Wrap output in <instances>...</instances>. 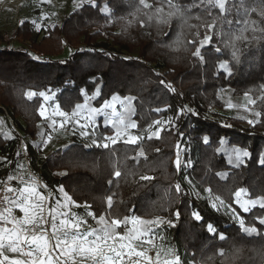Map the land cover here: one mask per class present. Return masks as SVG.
<instances>
[{"label":"trees","instance_id":"obj_1","mask_svg":"<svg viewBox=\"0 0 264 264\" xmlns=\"http://www.w3.org/2000/svg\"><path fill=\"white\" fill-rule=\"evenodd\" d=\"M146 3L152 7L88 0L60 23L36 30L24 20L10 34L0 31V184L22 147L42 183L63 189L86 227L98 226L88 212L119 219L117 233L164 242L181 264H264V208L241 209L264 197V3L245 0V12L228 0L222 14L207 0H173L182 14L171 15L167 0ZM50 95L67 115L77 105L102 109L86 136L52 135L40 115ZM114 97L115 112L136 127L124 128L103 107ZM117 133V143L106 139ZM175 151L184 156L179 170ZM215 197L223 205L213 208ZM239 219L258 234L244 232ZM149 221L156 223H142Z\"/></svg>","mask_w":264,"mask_h":264},{"label":"snow or ice","instance_id":"obj_2","mask_svg":"<svg viewBox=\"0 0 264 264\" xmlns=\"http://www.w3.org/2000/svg\"><path fill=\"white\" fill-rule=\"evenodd\" d=\"M201 2L203 3L204 0H201ZM167 3L170 8L175 9V13H170V15L182 14L179 7L173 3V0H167ZM207 3L212 5V7H218L222 14L228 11V8H226L228 0H207ZM261 3H264V0H261ZM139 4L145 8L152 7V5L146 3V0H139ZM239 8L248 12V9L245 8V0H239ZM252 10L255 11V9ZM156 11L162 13L163 8H157ZM149 19H151V17ZM237 22L239 23L240 21ZM227 23L231 24L232 22L227 21ZM244 23H247V21H244ZM254 23L255 22H253V24ZM214 26L215 23L208 25V28L212 29ZM210 39L211 37H205V40ZM201 47H203V43ZM217 51H219V49H217ZM194 55L203 59L199 48H197ZM233 56L235 57V53H233ZM161 83L164 82L161 81ZM34 95H36V93L31 91L27 93L29 98ZM41 95L43 94L41 93ZM113 99H115V97ZM128 102L130 104L131 100L129 99ZM81 107V105H77L78 109ZM103 107H112V105L106 102ZM101 111L102 109H90L89 115L85 118L91 122L93 115L99 114ZM104 114L108 116L107 113ZM41 115H43V112H41ZM61 115L66 114L61 113ZM113 115H118L120 117L118 123L123 125L124 128L136 127L134 123H128L124 120V113H116L115 110H113ZM257 115H259V113H257ZM116 123L117 121H113V126H115ZM249 123L253 122L249 121ZM106 139L110 140L112 144L117 143L116 139ZM137 139L138 137H130L126 142L134 144ZM205 142H207L206 139ZM92 143L104 148L109 146L107 142L98 145L97 142L93 140ZM234 151L237 152L238 156L240 155L238 149ZM138 155H143V152L141 151ZM242 155L247 156L248 153L243 152ZM239 162L238 160V164ZM175 163L179 170L181 166L179 155H177ZM260 163L264 165V158L261 159ZM114 175L120 177L121 173L117 170ZM9 179H11V177ZM141 179L150 180L152 178L142 176ZM175 187L177 192L181 191V186L179 184ZM7 191L17 193V198L11 200L9 197L5 196V203L19 207L26 215L23 219H17L15 216L11 215V208H6L4 211L0 212V264H6V262L7 264H181L180 257L171 249L164 252V256L168 258L163 260L160 258V251H157L155 260L147 256L144 250H138L137 247H134L131 243L133 239H139V237L127 234L121 235L115 231L122 223L119 219L113 218L109 222L105 216L101 215L97 219L91 212H88V215L96 220L98 226L94 228L89 226L84 230H81L82 225L87 224L84 217L75 215L70 217L69 214L62 213L59 223H57L56 215H52L50 212V215H52V235L49 237L47 235V230L42 226V224L46 222L43 220L42 216L28 217V209L30 207H39L38 203H29V201L34 200L38 195L37 189L34 186L26 184L22 189L9 188ZM206 191L211 193V189H206ZM244 192V189H240L235 193V196L238 198L237 202H239V197ZM65 198L70 200L66 194ZM41 199H43V197H41ZM217 201L221 205L224 203L219 197H215L212 203L213 208L217 207ZM257 203H259L260 207L264 208V197L257 198L256 200H247L241 204V207L244 211H248L249 206L255 207ZM107 204L109 208L112 207L111 196L107 198ZM5 213H7V215H5ZM177 216H179L178 212ZM193 216L198 221L202 219L198 212H194ZM127 219L128 218H125V221H127ZM142 223H156V221ZM239 223L244 232L258 234V230L255 227L245 226L243 219H239ZM260 223L264 224V218H260ZM9 224L11 227L6 226ZM26 225H31V231L33 232H35L36 229H40L39 233L28 235L29 229ZM208 232L215 233L213 225H208ZM220 239H224L223 234L220 235ZM53 240L55 241L54 244L52 243ZM124 241L128 242L125 243ZM7 253L15 254V256L9 257ZM133 257H135V259H133Z\"/></svg>","mask_w":264,"mask_h":264},{"label":"rangeland","instance_id":"obj_3","mask_svg":"<svg viewBox=\"0 0 264 264\" xmlns=\"http://www.w3.org/2000/svg\"><path fill=\"white\" fill-rule=\"evenodd\" d=\"M87 1L88 0H0V31L10 34L12 30L18 27L24 20L32 22L36 30H38L41 26L43 27V25L45 26L46 23H60L66 16H68L69 12L73 11L75 8L81 6L82 3ZM68 55L69 51L66 49L62 54L58 55L57 58L65 59ZM113 100L112 107H110L112 113L117 102L121 103L119 98L115 97ZM42 103L40 115L41 112H43L41 117H44L49 121L50 127L53 131L52 135L57 133L68 135L72 133V131H77L82 136H86L88 133L87 127L93 123V118L91 122L85 118L89 115V110L91 108L84 105L85 107H81L77 109V112H74L75 115L74 113H71V115H61L63 112L59 109L57 103L53 102L51 95L43 97ZM112 119L113 117H111L110 122ZM124 133L125 135L128 134L126 132H122V135H124ZM120 137L121 133H117L112 138L118 139ZM47 141L48 140H46L45 143H47ZM19 153L23 155V157L15 159V165L10 167L8 177H13L14 179L15 177H20V179L22 178L21 182L17 184L18 186L15 184L17 187L15 186L13 189H22L26 184L34 186L37 189L38 195L34 198V200L29 201V203H38L39 207H30L28 209V217L32 218L33 216H42L43 220L46 221L44 224H47V235L51 236L50 226L52 215H56L57 223H59L62 213H67L70 217L72 215L78 216V214L74 212L75 205H73L69 199L65 198L66 193L60 187L57 188L55 192H50L46 185L39 179V168H33L30 163L26 161L24 151L21 148ZM176 159L177 156L174 157L173 160L174 167H176ZM4 166L9 167L10 165L6 164ZM182 167L183 163L181 168ZM36 178L39 179V185L34 183L37 181ZM41 197H43V199H41ZM16 198L17 193L12 192V197L10 199L15 200ZM9 206V208H11V215H15L17 217L20 216L22 219L25 217V212L19 207H15L11 204H9ZM250 207L252 206H249V208ZM241 209L244 211L242 207ZM50 212L52 215H50ZM27 228L29 229L27 233L28 235L36 234V232L31 231V225H27ZM85 228H87L86 225H82L81 230H84ZM137 237H139V235ZM150 239L151 238L147 239L139 237V239H133L131 243L134 247H137L138 250H144L146 255L152 257L154 260L156 258L157 251L161 252V260L168 258L164 256V252L169 249L167 245L164 244V242L157 243L151 241ZM124 242L127 243L128 241Z\"/></svg>","mask_w":264,"mask_h":264},{"label":"built area","instance_id":"obj_4","mask_svg":"<svg viewBox=\"0 0 264 264\" xmlns=\"http://www.w3.org/2000/svg\"><path fill=\"white\" fill-rule=\"evenodd\" d=\"M22 146V145H21ZM20 146V147H21ZM22 148V147H21ZM176 155L175 156H177V155H179V158H180V160H181V166H182V163H183V158H184V156H183V154H179V153H175ZM181 166H180V168H181ZM177 168V167H176ZM10 177H7V178H5L2 182H1V184H0V212H2V211H4V209H6V208H9L10 206H9V204L8 203H5V201H4V197L5 196H7V197H9V198H11L12 197V194H11V192H9V191H7V189H9V188H12L13 187V184L14 183H19V182H21V179H20V177H15V179L13 178H11V179H9ZM36 182H34V183H36V184H38L39 185V179H37L36 178ZM46 215V214H45ZM17 219H20V218H18V217H16ZM7 227H11V225L9 224V225H6ZM42 226H43V228L44 229H46L47 230V224H42ZM39 231H40V229H37L35 232L38 234L39 233ZM48 234V233H47ZM133 259H135V257H133Z\"/></svg>","mask_w":264,"mask_h":264},{"label":"crops","instance_id":"obj_5","mask_svg":"<svg viewBox=\"0 0 264 264\" xmlns=\"http://www.w3.org/2000/svg\"><path fill=\"white\" fill-rule=\"evenodd\" d=\"M17 186H18V185H17ZM17 186H16V187H17ZM5 215H7V213H5ZM12 216H15V215H12ZM15 217H17V216H15ZM18 218H21V217L19 216ZM21 219H22V218H21ZM26 227H27V225H26ZM50 233L52 234V232H51V226H50ZM36 234H37V233H36ZM49 237H51V236H49ZM52 243L54 244L55 241L53 240ZM7 255H9V257H14V256H15V254H12V253H7ZM6 264H7V262H6Z\"/></svg>","mask_w":264,"mask_h":264}]
</instances>
